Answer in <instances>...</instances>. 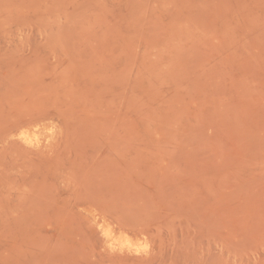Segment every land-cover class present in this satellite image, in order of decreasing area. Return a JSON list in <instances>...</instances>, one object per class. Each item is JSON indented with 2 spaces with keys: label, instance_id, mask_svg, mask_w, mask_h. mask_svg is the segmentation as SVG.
Listing matches in <instances>:
<instances>
[{
  "label": "rangeland",
  "instance_id": "obj_1",
  "mask_svg": "<svg viewBox=\"0 0 264 264\" xmlns=\"http://www.w3.org/2000/svg\"><path fill=\"white\" fill-rule=\"evenodd\" d=\"M0 264H264V0H0Z\"/></svg>",
  "mask_w": 264,
  "mask_h": 264
},
{
  "label": "bare ground",
  "instance_id": "obj_2",
  "mask_svg": "<svg viewBox=\"0 0 264 264\" xmlns=\"http://www.w3.org/2000/svg\"><path fill=\"white\" fill-rule=\"evenodd\" d=\"M27 136V135H26ZM102 233H103V235H104V237H105V239H106V241H111L113 238H112V236H113V234H112V231H107V230H103L102 231ZM127 241V240H126ZM122 243V242H121ZM121 243H119L117 240H113L112 242H111V244H114V245H119L120 247H121V249H122V246H125V244L123 243V244H121ZM130 244V242H128L127 241V245H128V248L127 249H129L130 247L129 246H131V245H129ZM127 247V246H126ZM117 248H119V247H117ZM136 250V249H135Z\"/></svg>",
  "mask_w": 264,
  "mask_h": 264
}]
</instances>
